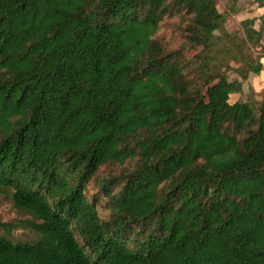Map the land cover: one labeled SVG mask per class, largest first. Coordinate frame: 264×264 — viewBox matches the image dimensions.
Here are the masks:
<instances>
[{
  "label": "trees",
  "instance_id": "16d2710c",
  "mask_svg": "<svg viewBox=\"0 0 264 264\" xmlns=\"http://www.w3.org/2000/svg\"><path fill=\"white\" fill-rule=\"evenodd\" d=\"M248 6L0 0V193L40 236L0 264H264V101L232 99L264 14L225 30Z\"/></svg>",
  "mask_w": 264,
  "mask_h": 264
},
{
  "label": "rangeland",
  "instance_id": "374dc122",
  "mask_svg": "<svg viewBox=\"0 0 264 264\" xmlns=\"http://www.w3.org/2000/svg\"><path fill=\"white\" fill-rule=\"evenodd\" d=\"M249 2V6L245 10V13L251 11V8L255 7V4L252 3V0H247ZM221 5H223V0H221ZM244 13V14H245ZM243 14V16H244ZM246 15V14H245ZM243 16L238 17H230L225 25V30L229 33L237 32L240 30V21ZM239 39V36H236ZM261 53V52H260ZM262 54V63L264 65V53ZM193 55V53H191ZM258 54L255 53L254 56ZM237 63L240 64L239 61H232L231 64L235 68H237ZM246 65H244L245 67ZM247 67V66H246ZM228 76L230 80L240 79V75L236 72V70H231L228 72ZM234 101L236 100H244V101H252L254 103H260L264 101V68L262 72L258 75L251 73L247 81L243 83L242 90L240 94L234 95L232 98ZM32 220V217L15 208L14 203L10 195L5 193H0V224L9 223L14 225L10 231L6 228H0V236L7 237L15 243L18 242H36L39 240L40 236L31 231L26 226V221Z\"/></svg>",
  "mask_w": 264,
  "mask_h": 264
},
{
  "label": "crops",
  "instance_id": "0c3cea01",
  "mask_svg": "<svg viewBox=\"0 0 264 264\" xmlns=\"http://www.w3.org/2000/svg\"><path fill=\"white\" fill-rule=\"evenodd\" d=\"M263 3H264V1H263ZM253 9H254V14L252 15V16H255V17H260L262 14H264V6L263 7H261V8H256V7H253ZM244 14V13H243ZM243 14H241V16H243ZM247 16H251V14L248 12V13H245ZM244 14V16H246ZM243 16V17H244ZM240 17V16H239Z\"/></svg>",
  "mask_w": 264,
  "mask_h": 264
}]
</instances>
